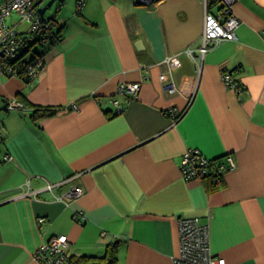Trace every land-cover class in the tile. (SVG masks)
Segmentation results:
<instances>
[{
	"label": "crops",
	"instance_id": "crops-1",
	"mask_svg": "<svg viewBox=\"0 0 264 264\" xmlns=\"http://www.w3.org/2000/svg\"><path fill=\"white\" fill-rule=\"evenodd\" d=\"M76 4L51 15L61 38L40 48L47 64L36 80L0 71V264H41L35 253L55 234L75 254L119 241L118 264H174L179 219L195 215L228 264H264V0L235 2L238 39L209 49L201 71L202 0ZM124 82L141 83L138 97L118 94ZM12 99L27 110L6 109ZM30 103L63 109L34 119ZM173 106L186 108L177 122L165 115ZM190 149L233 154L237 165L218 188L187 180ZM76 173L78 199L57 198L72 183L45 188Z\"/></svg>",
	"mask_w": 264,
	"mask_h": 264
},
{
	"label": "built area",
	"instance_id": "built-area-1",
	"mask_svg": "<svg viewBox=\"0 0 264 264\" xmlns=\"http://www.w3.org/2000/svg\"><path fill=\"white\" fill-rule=\"evenodd\" d=\"M46 0H2L0 4V71L5 74L19 75L29 80H36L45 69L47 61L43 57L40 48L50 44L54 36V21L44 22L40 8ZM141 5H151L161 0H135ZM205 8L204 29L202 33V44L197 57L201 59L199 70L202 69L206 53L209 49L217 46L226 40H237V30L240 26V19L233 11V5L237 0H202ZM86 0H77V8L82 12ZM17 16L16 22L9 20ZM26 22L25 30L20 28L21 23ZM38 34L39 40L28 45V37ZM40 46V48H37ZM190 55L195 56L193 49L186 50ZM171 57L168 58L170 60ZM224 80L229 87H237L231 74L224 73ZM227 86V87H228ZM164 90L174 93L177 87L173 82L164 86ZM141 89L140 82H124L117 90L118 94H126L129 101L138 97ZM115 114L126 110V104L117 97H114ZM27 105L19 99H12L6 109L27 110ZM77 103L70 105L67 109H78ZM185 109L170 107L166 110L174 122H177L185 113ZM5 140L0 129V144ZM9 153L5 159H10ZM233 154H227L223 158H210L199 149L187 150L182 158V176L187 180L204 179L207 175L218 174V179L225 177V174L234 169L237 165ZM80 173L71 177L49 183L45 187L54 190L57 186L65 183H72L69 190L57 195L58 199L75 200L83 195L84 187L77 180ZM38 193V190L30 192ZM44 217L37 219L40 224L46 220ZM180 251L174 259V264H228L227 259L212 251L211 228L209 223L202 221L199 216H182L179 219ZM72 241L67 234H55L44 242L35 253V258L41 264H72L73 255Z\"/></svg>",
	"mask_w": 264,
	"mask_h": 264
},
{
	"label": "trees",
	"instance_id": "trees-1",
	"mask_svg": "<svg viewBox=\"0 0 264 264\" xmlns=\"http://www.w3.org/2000/svg\"><path fill=\"white\" fill-rule=\"evenodd\" d=\"M64 0L60 1V5L58 8V11L61 8V5L63 4ZM55 16H51L47 19H43L44 22H50L54 21L55 27H54V36L52 37L50 43L54 42L55 40L61 38V31H56L57 27V20L54 19ZM28 45L33 44L39 40L38 34L32 35L31 37H28ZM11 75V74H10ZM23 77V76H22ZM26 78V77H24ZM27 79V78H26ZM29 80V79H27ZM27 103V102H26ZM29 103H27L28 105ZM33 107V118L34 119H41L42 117L46 116H52L57 114L60 110L63 109V107H52V106H43V105H33L30 103ZM218 174H210L207 175L204 179L209 178L212 180V188H218L224 183V177L218 179ZM119 249H120V242L119 241H113L110 242L106 250L101 255H90V254H74L72 257V264H118L119 262Z\"/></svg>",
	"mask_w": 264,
	"mask_h": 264
},
{
	"label": "rangeland",
	"instance_id": "rangeland-1",
	"mask_svg": "<svg viewBox=\"0 0 264 264\" xmlns=\"http://www.w3.org/2000/svg\"><path fill=\"white\" fill-rule=\"evenodd\" d=\"M48 2H44L43 6H46L48 4ZM59 5H60V0H56L55 3L51 6V8H49L47 10L46 16L49 18L51 15L57 13ZM43 6H41V7H43ZM59 12H61V11H59ZM26 27H27V23L26 22L21 23L20 28L22 30H25ZM37 48H40V46H37Z\"/></svg>",
	"mask_w": 264,
	"mask_h": 264
},
{
	"label": "water",
	"instance_id": "water-1",
	"mask_svg": "<svg viewBox=\"0 0 264 264\" xmlns=\"http://www.w3.org/2000/svg\"><path fill=\"white\" fill-rule=\"evenodd\" d=\"M56 0H50L46 6L40 8V13L43 16V19H47L46 12L51 6L55 3Z\"/></svg>",
	"mask_w": 264,
	"mask_h": 264
}]
</instances>
